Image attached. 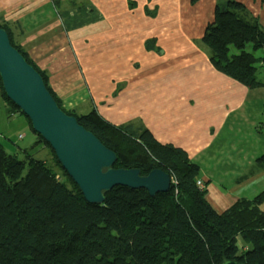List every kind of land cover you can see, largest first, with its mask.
Returning <instances> with one entry per match:
<instances>
[{
  "label": "crops",
  "instance_id": "1",
  "mask_svg": "<svg viewBox=\"0 0 264 264\" xmlns=\"http://www.w3.org/2000/svg\"><path fill=\"white\" fill-rule=\"evenodd\" d=\"M224 1L0 0V23L47 73L64 109L96 110L114 126L148 129L161 144L182 149L199 165L208 201L223 212L264 191L257 161L264 154V88L250 91L217 71L202 44ZM235 1L264 29L262 0ZM0 113L8 119L4 126L0 119L2 137L29 126L7 116L1 90ZM22 133L18 140L29 139ZM29 142L26 148L34 134Z\"/></svg>",
  "mask_w": 264,
  "mask_h": 264
},
{
  "label": "trees",
  "instance_id": "2",
  "mask_svg": "<svg viewBox=\"0 0 264 264\" xmlns=\"http://www.w3.org/2000/svg\"><path fill=\"white\" fill-rule=\"evenodd\" d=\"M246 14L235 0L219 2L202 44L217 71L256 91L264 88V72L259 73L264 29ZM0 27L60 108L117 155L114 168L138 169L142 176L160 169L174 181L169 192L155 197L145 189L117 186L103 204L87 202L51 146L8 99L0 79L7 116H22L36 136L33 147L13 153L0 143V264H264V191L216 210L197 185L199 165L185 151L161 144L148 129L114 126L96 110L86 115L65 110L47 73L14 43L7 25ZM39 147L49 151V162L36 157ZM257 161L264 168V154Z\"/></svg>",
  "mask_w": 264,
  "mask_h": 264
},
{
  "label": "water",
  "instance_id": "3",
  "mask_svg": "<svg viewBox=\"0 0 264 264\" xmlns=\"http://www.w3.org/2000/svg\"><path fill=\"white\" fill-rule=\"evenodd\" d=\"M0 79L4 93L30 120L33 130L53 149L59 163L91 204H103L117 186L145 189L151 197L167 193L171 176L156 169H116L117 155L60 108L40 73L13 46L0 27ZM223 264H243L236 260Z\"/></svg>",
  "mask_w": 264,
  "mask_h": 264
},
{
  "label": "rangeland",
  "instance_id": "4",
  "mask_svg": "<svg viewBox=\"0 0 264 264\" xmlns=\"http://www.w3.org/2000/svg\"><path fill=\"white\" fill-rule=\"evenodd\" d=\"M247 50L250 51V52L253 51L252 50V47L250 45H248ZM262 53H263V50H260L256 54L258 56H260V54H262ZM260 71L264 72L263 69H261V70L259 69V73H260ZM262 78H264V76ZM65 110H67V109H65ZM67 111H71V110H67ZM72 112H74V111H72ZM1 118H2L3 126L4 125H7L6 122L8 121V119L3 115V113H0V119ZM262 122H264V119H263ZM17 123H19V120H17V122H15L14 124H17ZM20 133H22V132H20L18 128L13 127L11 129V131L9 132V134L8 133L7 134H4V137H6L11 142V144H15V146H18V147H21V148L29 147L30 146L29 139L31 138V135L33 134L32 131L30 130L29 126L27 127V129H24V133H22V135L23 134H27L29 136V139H27L25 141H22L20 139L18 140V136H19ZM4 137H0L1 141H3V140L5 141L6 140V139H4ZM6 143H8V141ZM6 143L3 142L2 144L5 145L6 148H8V146L6 145ZM10 152H12V151H10ZM35 152H36L35 154H36V157L37 158L45 159L48 162L51 160V155H50V153H49V151L47 149L45 150V149L39 147V148L36 149Z\"/></svg>",
  "mask_w": 264,
  "mask_h": 264
},
{
  "label": "built area",
  "instance_id": "5",
  "mask_svg": "<svg viewBox=\"0 0 264 264\" xmlns=\"http://www.w3.org/2000/svg\"><path fill=\"white\" fill-rule=\"evenodd\" d=\"M172 182H174L173 179H172ZM197 185L199 186L200 189H202V190L205 189V185H204V183L202 182V180H199V181L197 182Z\"/></svg>",
  "mask_w": 264,
  "mask_h": 264
}]
</instances>
